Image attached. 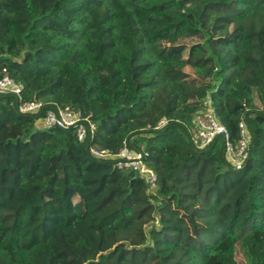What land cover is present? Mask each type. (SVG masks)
I'll list each match as a JSON object with an SVG mask.
<instances>
[{"label": "trees", "instance_id": "1", "mask_svg": "<svg viewBox=\"0 0 264 264\" xmlns=\"http://www.w3.org/2000/svg\"><path fill=\"white\" fill-rule=\"evenodd\" d=\"M3 71L0 264H264V0H0ZM206 100L228 142L245 128L240 170L223 137L193 146ZM57 108L92 138L45 128ZM123 143L152 194L90 154Z\"/></svg>", "mask_w": 264, "mask_h": 264}, {"label": "built area", "instance_id": "2", "mask_svg": "<svg viewBox=\"0 0 264 264\" xmlns=\"http://www.w3.org/2000/svg\"><path fill=\"white\" fill-rule=\"evenodd\" d=\"M22 90V86L13 81L8 74L3 71V75L0 77V93L12 95L20 101ZM41 107L42 105L38 102L20 103L18 110L22 114H34L39 112ZM42 123L47 129L73 128L78 142H83L87 138H92L96 131V126L90 121L88 115L68 108L48 110L42 119ZM164 123L165 121L162 120L159 125ZM238 127L240 139L238 144L234 146L232 143L228 142L225 127L217 121L210 101L206 100L204 102V109L194 116L193 146L196 149H202L211 144L216 138L223 137L225 140L224 153L227 161L235 170H240L248 158V143L243 124L240 123ZM90 154L93 158L99 160L115 159V166L117 169L136 173L148 186L149 194H152V189L156 184V176L153 170L147 165L146 153L134 152L129 149L126 143H123V146L116 154H112L106 149L96 148H91Z\"/></svg>", "mask_w": 264, "mask_h": 264}, {"label": "rangeland", "instance_id": "3", "mask_svg": "<svg viewBox=\"0 0 264 264\" xmlns=\"http://www.w3.org/2000/svg\"><path fill=\"white\" fill-rule=\"evenodd\" d=\"M256 100H257V106H258V108L259 109H262V108H264V105L260 102V98L258 99L257 97H256ZM209 222H213V220H208ZM157 234V233H156ZM158 235V234H157ZM158 237V236H157Z\"/></svg>", "mask_w": 264, "mask_h": 264}]
</instances>
